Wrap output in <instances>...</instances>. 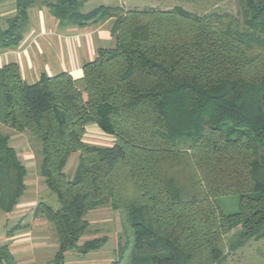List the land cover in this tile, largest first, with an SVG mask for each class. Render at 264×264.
<instances>
[{"label": "trees", "instance_id": "1", "mask_svg": "<svg viewBox=\"0 0 264 264\" xmlns=\"http://www.w3.org/2000/svg\"><path fill=\"white\" fill-rule=\"evenodd\" d=\"M85 3L15 0V15L0 25V50H7L21 41L38 4L61 25L112 22L114 47L84 63L78 80L59 73L27 84L17 65L0 68V125L40 143L39 175L59 206L40 202L33 210L53 228V262L107 242L78 246L86 216L102 206L118 212L126 234L112 264H191L198 257L222 264L224 236L233 229L231 251L264 240V0H240V17L179 7L82 13ZM91 124L113 145L86 144ZM8 141L0 130L5 214L26 190V169ZM76 153L70 180L64 169ZM228 196L238 197V212L219 211L215 200ZM4 261L14 264L0 246Z\"/></svg>", "mask_w": 264, "mask_h": 264}, {"label": "rangeland", "instance_id": "2", "mask_svg": "<svg viewBox=\"0 0 264 264\" xmlns=\"http://www.w3.org/2000/svg\"><path fill=\"white\" fill-rule=\"evenodd\" d=\"M41 1L37 0L38 3ZM101 5L121 7L124 10H170L179 7L196 15L227 13L238 17L240 12V0H224L220 3H215L211 0H87L81 12L87 13ZM111 23V21H108L104 26L108 33H110ZM92 24L94 23L89 25ZM104 46L113 48V38H111L110 42H105ZM78 86L83 89L82 83H78ZM0 130L9 137V146L16 151L19 160L26 169V190L20 199V205L11 213L3 214L0 212V245L8 244L11 251L16 254V257H14L16 263L14 261V264H55L53 260L56 253L54 246L56 239L53 228L45 218L41 216L35 217L33 211L40 202L54 209L59 207L54 194L45 187L44 180L39 175L38 168L41 161L40 143L38 144L27 133H17L7 126L0 125ZM83 140L88 145L101 148L110 147L114 143L113 137L103 134L94 124L87 127ZM77 162L78 154L76 153L70 156L64 169V173L70 180L76 172ZM215 204L223 214H233L239 210L237 196L218 198L215 200ZM86 220L88 227L79 240L78 246H81L86 241L98 238H105L107 242L100 249L86 255H81L77 250H71L65 254L61 264H112L117 261L119 253L126 243V234L123 232L118 212L109 206H102L88 213ZM14 226L22 227L21 229L25 230L20 231V234H24L28 229L32 234L33 242H24L22 240L16 245L10 244L11 240H7L6 235L11 232ZM237 229H233L228 235L224 236V242L227 247L224 252L226 250L229 252L222 264H264L263 239L258 241L251 240L244 246L231 251V246H229L232 243L231 237ZM39 243H44L45 246H38ZM13 246H16V249H13ZM31 247H34V253L29 256L27 251ZM203 263H207L206 257L195 258L191 264ZM3 264L8 263L4 261Z\"/></svg>", "mask_w": 264, "mask_h": 264}, {"label": "crops", "instance_id": "3", "mask_svg": "<svg viewBox=\"0 0 264 264\" xmlns=\"http://www.w3.org/2000/svg\"><path fill=\"white\" fill-rule=\"evenodd\" d=\"M14 15L15 0H0L2 28ZM106 23L108 21L85 27L61 25L46 8L33 6L28 11V24L22 33L21 41L14 48L0 50V68L9 64L17 65L22 80L27 84L37 82L43 75L52 77L59 73H68L74 79H80L83 64L93 60L100 49H108L104 45L105 42H110L112 37L104 28ZM21 228L14 226L6 235V239L11 240L10 244L33 240L28 229L24 234H20V231H25ZM0 246H7L14 262L16 254L11 251L9 245ZM38 246L45 244L39 243ZM54 246L56 248V244ZM13 247L16 249V246ZM32 253L34 247L27 251L29 256Z\"/></svg>", "mask_w": 264, "mask_h": 264}]
</instances>
